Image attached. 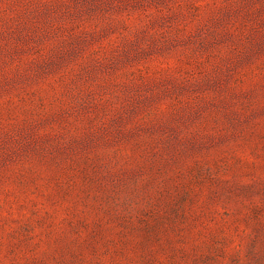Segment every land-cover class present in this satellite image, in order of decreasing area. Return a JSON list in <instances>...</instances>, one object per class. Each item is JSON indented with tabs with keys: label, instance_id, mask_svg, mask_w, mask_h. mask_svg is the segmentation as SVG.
<instances>
[{
	"label": "rangeland",
	"instance_id": "1",
	"mask_svg": "<svg viewBox=\"0 0 264 264\" xmlns=\"http://www.w3.org/2000/svg\"><path fill=\"white\" fill-rule=\"evenodd\" d=\"M0 264H264V0H0Z\"/></svg>",
	"mask_w": 264,
	"mask_h": 264
}]
</instances>
